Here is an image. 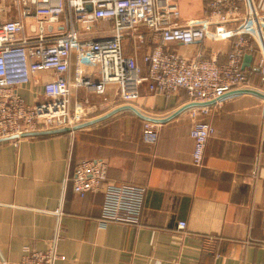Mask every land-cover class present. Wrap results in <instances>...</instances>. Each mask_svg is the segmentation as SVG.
<instances>
[{
    "label": "crops",
    "instance_id": "1",
    "mask_svg": "<svg viewBox=\"0 0 264 264\" xmlns=\"http://www.w3.org/2000/svg\"><path fill=\"white\" fill-rule=\"evenodd\" d=\"M207 2L197 0L194 11L183 5L181 19L200 18ZM8 15L15 18L16 11ZM24 24L25 34H33L36 20ZM126 43L133 47L126 54L146 73L144 52L134 41ZM169 47L186 57L198 50L178 43ZM231 47V42H206L201 50L212 57ZM260 61L255 53L244 71L249 89L263 93ZM53 77L37 73L19 89L20 96L28 105L42 101V86ZM115 88L108 86L100 96L73 90L71 106H84L83 122L100 117L119 106ZM186 104L184 92L164 97L143 84L133 106L164 119ZM209 107L210 114L200 118L214 132L200 166L191 160L188 109L157 124L153 144L142 141L145 121L129 110L71 133L0 142V264H21L26 246L55 248L64 257L55 264H264V100L228 93ZM85 159L105 160L107 178L116 184L145 188L138 225L102 226L103 193L73 192L74 169Z\"/></svg>",
    "mask_w": 264,
    "mask_h": 264
},
{
    "label": "built area",
    "instance_id": "2",
    "mask_svg": "<svg viewBox=\"0 0 264 264\" xmlns=\"http://www.w3.org/2000/svg\"><path fill=\"white\" fill-rule=\"evenodd\" d=\"M10 11H16L15 18L9 19ZM29 18L36 20V30L26 35L24 21ZM130 40L149 46L142 56L146 73L125 52ZM206 42H231L232 47L206 57L201 50ZM173 43L198 50L186 57L169 47ZM255 53L264 79V0H208L203 15L190 20L181 19L177 0H0V142L83 122L88 112L79 103L71 109L73 90L100 96L112 85L119 105H133L144 84L164 97L184 92L189 103H217L234 90L249 89L242 61L245 54ZM39 72L54 77L42 86L44 99L28 105L19 89ZM209 106L191 107L187 113L195 166L202 164L214 132L200 118L210 114ZM157 137V124L145 121L142 141L153 144ZM106 171L103 159L80 161L73 172V192L79 197L103 193L102 226L138 225L145 188L116 184ZM178 227L184 229L185 223ZM63 258L55 248L26 246L20 263L55 264Z\"/></svg>",
    "mask_w": 264,
    "mask_h": 264
},
{
    "label": "water",
    "instance_id": "3",
    "mask_svg": "<svg viewBox=\"0 0 264 264\" xmlns=\"http://www.w3.org/2000/svg\"><path fill=\"white\" fill-rule=\"evenodd\" d=\"M88 10H90V7H88ZM252 61V55L250 54H245L243 57V61H242V69H245L246 67H249ZM230 94H251L254 96H257L261 99L264 100V93H261L259 91L256 90H252V89H241V90H234L232 92H230ZM214 102H209V103H189L186 104L184 106H182L181 108L177 109L173 114H171L170 116L164 118V119H156V118H152V117H148L146 115L141 114L133 105L130 104H122L117 106L116 108H114L113 110L107 112L106 114L85 121V122H81L75 126L72 127H63L60 129H53V130H46V131H40V132H33V133H27V134H22L20 135V138L22 137H37V136H45V135H51V134H60V133H71L74 132L76 130L82 129L84 127H87L89 125H92L94 123L103 121L105 119H108L110 117H112L113 115L123 111V110H129L132 113H134L136 116H138L139 118H141L144 121L147 122H151L154 124H161L164 122H167L171 119H173L174 117H176L178 114L182 113L183 111H185L186 109H189L191 107H198V106H205V105H211Z\"/></svg>",
    "mask_w": 264,
    "mask_h": 264
},
{
    "label": "rangeland",
    "instance_id": "4",
    "mask_svg": "<svg viewBox=\"0 0 264 264\" xmlns=\"http://www.w3.org/2000/svg\"><path fill=\"white\" fill-rule=\"evenodd\" d=\"M196 1L197 0H179L178 1V3H177V5H178V8H179V11H180V14H181V18H183L184 16L182 15V6L184 5V6H186V9L187 10H189V11H194V10H196ZM186 16V15H185ZM127 44V45H126ZM125 45V49L126 50H129L130 48H131V50H133V47H131L130 46V44L129 43H126ZM146 45L147 44H145L144 46L143 45H141V46H139L138 44H134V46H135V48L136 49H138V50H140V53H145V47H146ZM136 46H138V47H140V48H137ZM130 47V48H129ZM83 95L81 94V97H82ZM88 98V99H87ZM87 100H90L91 102H94V100H93V96H90V95H88L87 96ZM75 106V105H74ZM74 106H71V109H72V107H74ZM74 109V108H73Z\"/></svg>",
    "mask_w": 264,
    "mask_h": 264
}]
</instances>
